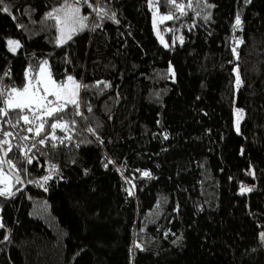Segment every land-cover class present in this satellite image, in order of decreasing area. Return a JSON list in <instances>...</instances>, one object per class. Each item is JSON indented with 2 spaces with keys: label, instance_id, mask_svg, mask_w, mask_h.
<instances>
[{
  "label": "trees",
  "instance_id": "1",
  "mask_svg": "<svg viewBox=\"0 0 264 264\" xmlns=\"http://www.w3.org/2000/svg\"><path fill=\"white\" fill-rule=\"evenodd\" d=\"M176 3H0V107L41 61L89 86L43 145L53 121L0 116L26 183L0 197V264H264V0ZM64 6L87 17L71 39Z\"/></svg>",
  "mask_w": 264,
  "mask_h": 264
},
{
  "label": "snow or ice",
  "instance_id": "2",
  "mask_svg": "<svg viewBox=\"0 0 264 264\" xmlns=\"http://www.w3.org/2000/svg\"><path fill=\"white\" fill-rule=\"evenodd\" d=\"M87 2V0H85ZM169 3L173 4L177 8H183L182 5L177 4L176 0H168ZM0 3H3V0H0ZM74 3H79V0H74ZM190 6V5H189ZM7 11V7L4 9ZM61 11H64V19L61 21L60 17L55 16L54 13H59ZM80 9L79 7L74 6H64L62 8L53 9L52 12H49L47 14L46 18H55L56 24L60 25L62 22L65 24V26L71 25V34H69L68 39L72 38V34H74L76 31L83 30V20H86L87 17H79ZM102 13V9L98 10L97 14L100 15ZM183 14V13H182ZM172 15H167L161 17V19H172ZM76 24H80V28L77 29L75 27ZM240 19L239 16L236 18V24L234 27L239 26ZM64 41H58L59 43H63ZM13 41H9V44H12ZM17 47L19 45L17 44ZM235 49H233V52L235 53ZM47 64V61H41L40 67L41 72H43V66ZM5 75H10V73H6ZM26 77L28 76V73H25ZM34 79V78H33ZM237 84L240 83L239 76L237 75ZM67 80L71 83L72 88L69 89L68 85L64 82H57L51 78V76H48L46 79H43L41 81L37 82V86L33 88L32 81L30 80L28 83L23 85L21 88L13 87L8 92L7 98L3 99L4 107H0V116H8L10 111H17L19 112L18 119L23 120L26 124H31L35 120H40V124L37 128H35V135L41 136V133L44 132L45 124H48L49 121H53L50 123V127L53 130V133L51 137L48 135L43 136L38 142L43 145L46 140L51 138L52 140H55V129L60 128L62 130L66 129L68 127V122L65 120L64 116H61L60 113H66V109L69 105H72L75 108V115H81L80 113V103L78 100V94L79 89L81 87L87 89L88 85H81L80 83L76 82L72 76H68ZM99 83V82H98ZM40 85L43 87V94L40 93ZM108 85L105 84V87ZM5 91H7V88H0V97L4 96ZM49 97H55V100L49 99ZM59 101H63V103H59ZM25 110L28 112H31L32 118L30 119L29 116L24 115ZM90 110V109H89ZM9 124H11V121H8ZM72 124L75 123V121H71ZM15 127V125H13ZM28 132H32L33 128L29 127L27 129ZM89 131H92V129H89ZM5 136L11 135V133L5 132ZM70 138V137H69ZM25 139H28V137H25ZM62 142V141H61ZM0 143H8L7 140L0 141ZM53 147H55V144H53ZM10 150V147H9ZM7 155V153H5ZM31 159H28V163H31ZM8 164L12 165V161L10 159L8 160H0V165ZM14 167V165H13ZM143 175L148 176L149 173L145 172ZM50 177H44L43 179L46 181ZM18 180V178H17ZM19 182V180H18ZM11 193L7 192L4 189H0V196L2 195H10ZM131 194V193H129ZM2 227V225H0ZM262 238H264V233L261 234Z\"/></svg>",
  "mask_w": 264,
  "mask_h": 264
},
{
  "label": "rangeland",
  "instance_id": "3",
  "mask_svg": "<svg viewBox=\"0 0 264 264\" xmlns=\"http://www.w3.org/2000/svg\"><path fill=\"white\" fill-rule=\"evenodd\" d=\"M196 3H198V1ZM201 7L202 8H205L203 6H201ZM64 14L65 13L62 12L60 14V16H59L60 19H61V21H63V19H64ZM158 15L159 14L155 11L154 12V18H155V20L157 19V16ZM161 17H163V16L160 15V17H158V21L163 22V20L164 21L167 20V19H161ZM78 25L79 24H76L75 27L77 28ZM59 27H60L59 29H61V32L63 33L64 36H65V34H66V36L67 35L69 36V34H71V28H72L71 25L65 26V24L62 22L59 25ZM16 46H17L16 43H14V44L13 43L12 44H8V49H10L13 52V51H15ZM40 64L37 67V69H35L33 71H28V76L26 77V80H27L26 83H28L31 80L32 81V84H33V88H35L37 86V82L38 81H41L43 79H46L48 76H51V73H50V69H49L48 64H46V65L43 66V72H41ZM51 78L53 79L52 76H51ZM40 93L43 94V87H42V85H40ZM7 96H6V98H7ZM49 99L55 100V97H49ZM59 103H63V101H59ZM4 106L5 105L3 104V107ZM24 113H26V112H24ZM27 114L31 115L32 113L31 112H28ZM29 118L31 119L32 116H29ZM234 124H235V129L238 130L239 129V121L237 119L235 120V123ZM10 177L11 176L9 174H7L6 172H4L3 170L0 169V189H4L7 192H9L11 190L13 184L11 182L12 180H11Z\"/></svg>",
  "mask_w": 264,
  "mask_h": 264
},
{
  "label": "water",
  "instance_id": "4",
  "mask_svg": "<svg viewBox=\"0 0 264 264\" xmlns=\"http://www.w3.org/2000/svg\"><path fill=\"white\" fill-rule=\"evenodd\" d=\"M0 150L2 151L3 160H7V156L5 155L6 152H5L4 147L2 146V144H0ZM4 166H5V169H6L7 173H8L13 179H15L17 182H18V180H19L18 183L20 184V188H18V189H16L15 191L11 192L10 195H7V196L2 195V196H0V197H4V198H11V197L14 196L15 194L20 193V192L25 188L26 183H25V181H24L23 179H21L20 177H18L17 175H15V174L11 171L10 167L8 166V164H4ZM17 178H18V180H17ZM1 229H2V227H0V230H1ZM8 237H9V234H8V230H7L6 238L3 239L2 241H0V245L3 244L4 242H6L7 239H8Z\"/></svg>",
  "mask_w": 264,
  "mask_h": 264
},
{
  "label": "built area",
  "instance_id": "5",
  "mask_svg": "<svg viewBox=\"0 0 264 264\" xmlns=\"http://www.w3.org/2000/svg\"><path fill=\"white\" fill-rule=\"evenodd\" d=\"M26 113H24L25 115H28V116H32L33 114H31V115H29V114H27L28 113V111L26 110L25 111Z\"/></svg>",
  "mask_w": 264,
  "mask_h": 264
}]
</instances>
